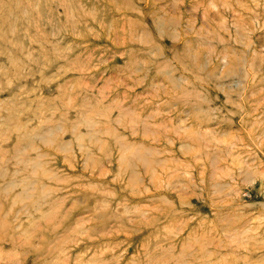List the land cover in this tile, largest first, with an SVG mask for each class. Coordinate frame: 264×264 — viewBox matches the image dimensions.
I'll list each match as a JSON object with an SVG mask.
<instances>
[{
    "label": "rangeland",
    "instance_id": "374dc122",
    "mask_svg": "<svg viewBox=\"0 0 264 264\" xmlns=\"http://www.w3.org/2000/svg\"><path fill=\"white\" fill-rule=\"evenodd\" d=\"M0 264H264V0H0Z\"/></svg>",
    "mask_w": 264,
    "mask_h": 264
}]
</instances>
